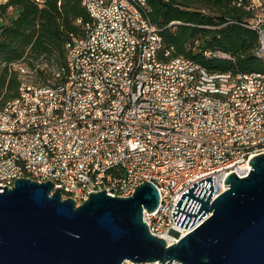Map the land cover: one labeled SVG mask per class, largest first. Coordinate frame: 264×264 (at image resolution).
<instances>
[{
    "label": "built area",
    "instance_id": "2783aa9c",
    "mask_svg": "<svg viewBox=\"0 0 264 264\" xmlns=\"http://www.w3.org/2000/svg\"><path fill=\"white\" fill-rule=\"evenodd\" d=\"M80 1L91 20L83 35L70 34L63 65L12 63L19 87L0 104V184L50 180L78 205L90 191L129 196L151 181L160 199L143 219L173 244L198 224L174 223L181 192L211 175L212 200L230 172L246 176L264 152V71L211 72L173 56L148 0ZM235 2L251 12L243 24L256 30L264 61V0Z\"/></svg>",
    "mask_w": 264,
    "mask_h": 264
},
{
    "label": "water",
    "instance_id": "95a60500",
    "mask_svg": "<svg viewBox=\"0 0 264 264\" xmlns=\"http://www.w3.org/2000/svg\"><path fill=\"white\" fill-rule=\"evenodd\" d=\"M249 164L246 176L230 172L212 200L211 175L181 192L174 223L198 224L170 245L143 219L160 199L151 181L129 196L90 191L78 205L50 180L0 184V264H264V152Z\"/></svg>",
    "mask_w": 264,
    "mask_h": 264
},
{
    "label": "trees",
    "instance_id": "16d2710c",
    "mask_svg": "<svg viewBox=\"0 0 264 264\" xmlns=\"http://www.w3.org/2000/svg\"><path fill=\"white\" fill-rule=\"evenodd\" d=\"M148 5L173 56L191 58L211 72L264 71V61L254 54L257 32L243 24L251 12L235 0H148ZM90 20L80 0L0 2V104L18 93L12 63L26 59L30 65L37 60L63 65L70 34L83 35ZM172 21L180 22L168 25ZM36 75L44 79L50 71L37 68Z\"/></svg>",
    "mask_w": 264,
    "mask_h": 264
},
{
    "label": "crops",
    "instance_id": "0c3cea01",
    "mask_svg": "<svg viewBox=\"0 0 264 264\" xmlns=\"http://www.w3.org/2000/svg\"><path fill=\"white\" fill-rule=\"evenodd\" d=\"M3 1H5V0H1L0 2H3Z\"/></svg>",
    "mask_w": 264,
    "mask_h": 264
},
{
    "label": "rangeland",
    "instance_id": "374dc122",
    "mask_svg": "<svg viewBox=\"0 0 264 264\" xmlns=\"http://www.w3.org/2000/svg\"><path fill=\"white\" fill-rule=\"evenodd\" d=\"M1 1V0H0ZM0 24H1V21H0Z\"/></svg>",
    "mask_w": 264,
    "mask_h": 264
}]
</instances>
